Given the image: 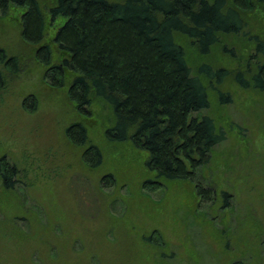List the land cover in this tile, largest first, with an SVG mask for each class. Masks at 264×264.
<instances>
[{"label": "rangeland", "instance_id": "rangeland-1", "mask_svg": "<svg viewBox=\"0 0 264 264\" xmlns=\"http://www.w3.org/2000/svg\"><path fill=\"white\" fill-rule=\"evenodd\" d=\"M19 12L0 14V167L16 174L13 187L0 171V264H264V93L233 79L223 88L231 102L210 93L199 115L214 117L226 140L196 179H167L149 168L147 150L107 133L115 117L108 104L80 110L72 79L51 84ZM234 42L236 58L220 51L219 64L254 65L253 44ZM12 57L19 62L8 69ZM202 61L194 55V71ZM74 122L100 148V164L95 153L83 159L81 130L70 139ZM198 180L216 189L215 199L209 191L201 200Z\"/></svg>", "mask_w": 264, "mask_h": 264}, {"label": "trees", "instance_id": "trees-1", "mask_svg": "<svg viewBox=\"0 0 264 264\" xmlns=\"http://www.w3.org/2000/svg\"><path fill=\"white\" fill-rule=\"evenodd\" d=\"M11 7L20 10L22 36L40 44L51 84L72 79L69 96L80 110L94 101L108 104L115 117L107 133L147 150V165L158 176L196 179L210 165L226 132L214 117L199 113L211 107L212 94L221 104L231 102L223 90L229 79L264 93V0H0L1 15ZM244 38L255 48L256 63L245 70L219 64L221 52L237 56L229 39L235 45ZM194 55L203 60L196 71ZM18 62L12 57L7 68ZM3 78L0 71L1 85ZM78 130L89 145L83 159L89 163L95 153L100 164L101 150L83 123L71 124L70 139L76 141ZM10 169L1 165V177L14 187ZM196 185L201 200L209 191L207 200L215 199L212 185Z\"/></svg>", "mask_w": 264, "mask_h": 264}, {"label": "flooded vegetation", "instance_id": "flooded-vegetation-1", "mask_svg": "<svg viewBox=\"0 0 264 264\" xmlns=\"http://www.w3.org/2000/svg\"><path fill=\"white\" fill-rule=\"evenodd\" d=\"M7 61H9V62H10V61H11V58H8V59H7Z\"/></svg>", "mask_w": 264, "mask_h": 264}]
</instances>
